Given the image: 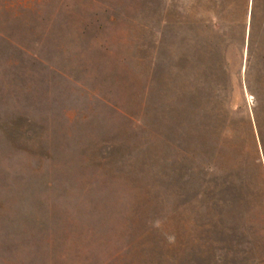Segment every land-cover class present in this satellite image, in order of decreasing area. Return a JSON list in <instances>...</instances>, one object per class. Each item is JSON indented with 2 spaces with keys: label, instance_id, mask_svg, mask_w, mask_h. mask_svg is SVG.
<instances>
[{
  "label": "rangeland",
  "instance_id": "1",
  "mask_svg": "<svg viewBox=\"0 0 264 264\" xmlns=\"http://www.w3.org/2000/svg\"><path fill=\"white\" fill-rule=\"evenodd\" d=\"M258 125L264 0H0V264H264Z\"/></svg>",
  "mask_w": 264,
  "mask_h": 264
},
{
  "label": "trees",
  "instance_id": "2",
  "mask_svg": "<svg viewBox=\"0 0 264 264\" xmlns=\"http://www.w3.org/2000/svg\"><path fill=\"white\" fill-rule=\"evenodd\" d=\"M257 135L255 136V149L257 152V157L255 161H259L264 167V125H258ZM220 188V185H218Z\"/></svg>",
  "mask_w": 264,
  "mask_h": 264
}]
</instances>
